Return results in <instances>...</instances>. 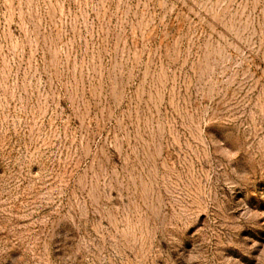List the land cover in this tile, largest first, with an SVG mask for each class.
Returning a JSON list of instances; mask_svg holds the SVG:
<instances>
[{
  "label": "rangeland",
  "instance_id": "374dc122",
  "mask_svg": "<svg viewBox=\"0 0 264 264\" xmlns=\"http://www.w3.org/2000/svg\"><path fill=\"white\" fill-rule=\"evenodd\" d=\"M0 264H264V0H0Z\"/></svg>",
  "mask_w": 264,
  "mask_h": 264
}]
</instances>
